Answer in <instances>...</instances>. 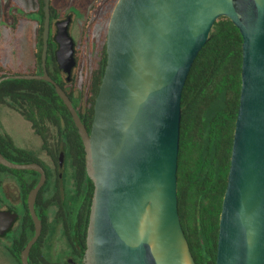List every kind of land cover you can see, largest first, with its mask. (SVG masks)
Segmentation results:
<instances>
[{"label":"water","instance_id":"95a60500","mask_svg":"<svg viewBox=\"0 0 264 264\" xmlns=\"http://www.w3.org/2000/svg\"><path fill=\"white\" fill-rule=\"evenodd\" d=\"M51 0H44L43 74L8 79L50 82L68 107L85 150L94 192L83 264H196L178 211L182 91L212 27L228 17L243 36L240 104L219 220L216 264H264V0H117L107 30V62L90 131L44 61ZM71 17L57 22L56 60L71 77L76 65ZM64 151L59 164L63 165ZM0 164L40 174L27 198L35 231L21 263L42 232L35 204L46 181L36 161ZM17 214L0 208V236Z\"/></svg>","mask_w":264,"mask_h":264},{"label":"trees","instance_id":"16d2710c","mask_svg":"<svg viewBox=\"0 0 264 264\" xmlns=\"http://www.w3.org/2000/svg\"><path fill=\"white\" fill-rule=\"evenodd\" d=\"M105 19L111 15L117 0H106ZM10 9L16 7L15 0H10ZM34 13L40 16L38 39L41 40L44 22V0H38ZM94 14L90 13V17ZM60 16L54 1L51 0L48 12L49 31L46 42L52 40L50 28L52 22ZM22 15L14 14L13 29L20 24ZM90 25H82L81 44L89 45ZM243 36L240 29L228 17H220L214 23L209 41L199 51L186 79L182 97V118L178 152V211L181 224L189 243L196 264H216L219 238V220L223 196L227 187L231 165L235 121L240 104L243 63ZM49 46V44H48ZM105 49V48H104ZM42 44L35 53L36 64L42 66ZM78 60L82 53L77 52ZM44 61L48 73L69 95L73 106L88 131L94 117L96 95L104 74L107 53L100 64L93 66L78 93H74L72 84L67 88L59 75V68L50 51L46 49ZM9 72L0 61V77ZM36 74V72H32ZM11 105L26 118L34 133L42 141V149L52 158L57 166L61 151L66 162L72 168L75 195L81 206L75 215L79 221L83 239L87 234L90 207L94 192L93 182H88L85 166V150L73 117L54 86L46 80L8 79L0 83V105ZM0 151L11 161L25 163L38 161L29 151L18 148L12 137L0 130ZM0 169L15 173L20 179L22 199L26 210L21 217L19 233L11 242L9 251L21 263V252L34 234V223L27 207L30 190L37 184L39 175L31 170H17L0 164ZM33 173V180L24 182L23 175ZM47 183L38 193L36 200L37 215L43 220V229L33 245L29 260L31 264L49 263L43 248L51 239L52 224L46 225L48 208L44 195ZM59 199L52 196L48 205ZM60 216V215H59ZM65 219L72 229L71 214L65 212ZM69 234V233H68Z\"/></svg>","mask_w":264,"mask_h":264},{"label":"rangeland","instance_id":"374dc122","mask_svg":"<svg viewBox=\"0 0 264 264\" xmlns=\"http://www.w3.org/2000/svg\"><path fill=\"white\" fill-rule=\"evenodd\" d=\"M53 1L63 14L72 12L73 23L70 26V33L75 40H78L81 26L85 22L88 8L93 0ZM9 2L10 0H0V61L11 73L27 74L33 72L34 67H36L34 52L39 50L37 35L39 31L38 22L41 18L34 13L38 8V0H15L17 7H14V9H10ZM14 14L23 16L16 30L13 29ZM24 16L26 20H24ZM102 30L103 26H99L95 30V39L101 37ZM87 71V69L84 71L83 67L75 71L76 87L79 88L82 81L87 79ZM36 72L40 74L41 68L38 67ZM0 130L9 134L18 148L31 152L47 168L53 165L42 149V141L34 133L30 122L24 120L14 110L10 111L7 106L0 107ZM64 171L66 175L65 185L71 191L73 189L72 168L69 163L66 164ZM0 178L2 177L0 176ZM7 184L10 188V194H17L18 186L12 177H9ZM14 237L15 233H9L6 237L0 236V264H20L18 259L9 251L10 241ZM65 248V241L57 231L45 243L43 252L49 263L65 264Z\"/></svg>","mask_w":264,"mask_h":264},{"label":"flooded vegetation","instance_id":"af4514ba","mask_svg":"<svg viewBox=\"0 0 264 264\" xmlns=\"http://www.w3.org/2000/svg\"><path fill=\"white\" fill-rule=\"evenodd\" d=\"M106 4H107L106 0H93L92 3L90 4L89 8H88V12L86 15L85 22H88L90 25V31H89L90 36H89V38H87V43L89 41V45L87 44L84 46L83 44H81L82 26H81V32H80L78 40H75V38L71 35L75 41L76 65L72 69V73H71L70 78H68V74L66 72H64L63 69H61L59 67V64L56 60V51L59 47V44L56 41L55 36L57 33V22L64 20L70 16L71 17L70 26H71V24L73 23V14H72V12L63 14V12L56 6L58 11L60 12V16L57 17L52 22V25L50 28L52 40L49 43L46 42V46H47L46 49H48L50 47V51L53 52L55 61H56L57 66L60 70L59 75H60L61 79L66 84L67 88H70V86L72 84L74 85V87H75L74 93L75 94L80 91V88L82 87V84L84 82V81H82L79 88L75 86V81H76L75 71L78 68L83 67L84 71H85V69L88 70L86 72V74H89V72L93 66H97L100 64V61L102 60L103 55H104V51H106V53H107L106 40H107V30H108V23H109L110 17L108 19H105L104 13H105ZM16 7H17V5H16ZM91 11L94 12L92 17H90ZM31 13H33V12H31ZM24 20H26L25 16H24ZM38 25H39V22H38ZM99 26H103V30L101 31V37L99 39H95V37H94L95 36V30ZM69 31H70V27H69ZM37 41H38V44L39 45L42 44V47H43L42 36H41V40L38 39V37H37ZM48 44H49V46H48ZM79 50L82 53V57L80 60H78V57H77V52H79ZM38 51L34 52V57H35V53ZM35 66L36 67H34L33 72H36L38 67H40L38 64H36V58H35ZM40 68H41L40 74H43V71H44L43 65ZM46 69H47V66H46ZM47 71H48V69H47ZM30 73L32 74V72H30ZM36 74H37V72H36ZM86 74H85V76H87ZM2 106H7V108L10 111L14 110L15 112L19 113L16 110V108H14L11 105H7V104L0 105V107H2ZM23 119L28 121L24 117H23ZM47 156L50 158V161L53 164V165L50 164L51 166L49 168H47L39 160L36 161L45 169V172H46V181L44 184V185H46V183H47V189L44 193V195L46 197V201H45L46 205L45 206L48 208V219H46V225L48 226V224H52L54 226L53 232H49L46 230L45 233H53L54 234L57 231L60 233L62 239L65 241V247H66L65 248L66 249L65 264H83V253H84L86 246H87V234H86L85 238L83 239V232H82L80 223H79V221H75L74 213H76L77 210L81 206V203L77 199L75 200V198H73L74 195L76 194L75 193V184H74L73 178L71 176L73 189H71V191H70V189H67V187L65 185L64 179L66 178V175H65L64 170H65V166L67 164L66 157L64 159V161H65L64 166L63 165L60 166L59 158H58V162H57V166H56L54 161L52 160V158L48 154H47ZM63 164H64V162H63ZM31 171H33V170H31ZM34 172L39 175V179H40V174L36 171H34ZM0 176L2 177V178H0V208L4 209V210H10V211L17 214V219L14 222L11 229L8 232H6L5 235H3L1 237H6L9 233H15V237H16L17 233H19L18 227H19V224L21 221V217L25 213V210H26L24 201L22 199V193H21L22 189L20 186V179L18 178V176L15 173L7 171L5 169H0ZM9 177H12L18 186L17 194H14V193H12V195L10 194V188H9V185L7 184V180L9 179ZM35 177H36L35 174L29 173V174H24L22 178H23L24 182H26V180H33ZM52 196H57L59 199H57L55 197L57 202L55 204H52L49 206L48 200ZM35 206H36V204H35ZM27 207H28V205H27ZM65 212L67 214L68 213L71 214V220H70V221H72V229L71 230L68 229L70 227V224L65 219ZM43 226H44V224H43V220H42V229H43ZM34 231H35V227H34ZM53 234H52V236H53ZM52 236H51V238H52ZM14 238L10 242H12L14 240Z\"/></svg>","mask_w":264,"mask_h":264}]
</instances>
